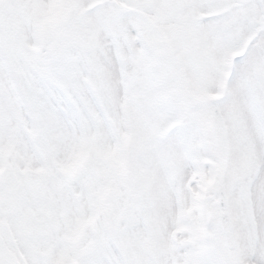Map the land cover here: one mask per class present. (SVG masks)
I'll use <instances>...</instances> for the list:
<instances>
[{"label":"snow or ice","instance_id":"6c2138e0","mask_svg":"<svg viewBox=\"0 0 264 264\" xmlns=\"http://www.w3.org/2000/svg\"><path fill=\"white\" fill-rule=\"evenodd\" d=\"M0 264H264V0H0Z\"/></svg>","mask_w":264,"mask_h":264}]
</instances>
